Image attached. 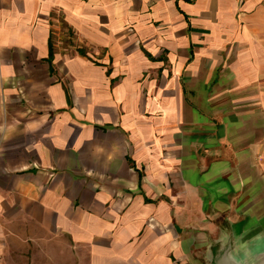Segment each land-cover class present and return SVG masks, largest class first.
I'll return each instance as SVG.
<instances>
[{
    "label": "crops",
    "instance_id": "1",
    "mask_svg": "<svg viewBox=\"0 0 264 264\" xmlns=\"http://www.w3.org/2000/svg\"><path fill=\"white\" fill-rule=\"evenodd\" d=\"M13 241L49 264L264 241V0H0V264Z\"/></svg>",
    "mask_w": 264,
    "mask_h": 264
},
{
    "label": "rangeland",
    "instance_id": "2",
    "mask_svg": "<svg viewBox=\"0 0 264 264\" xmlns=\"http://www.w3.org/2000/svg\"><path fill=\"white\" fill-rule=\"evenodd\" d=\"M55 21L52 22L53 25V42L55 45H59V49H63V50H71L73 48V46H75V43L77 41L76 37H72L71 32L69 31V28L67 26H65L64 24H62L61 22V15L60 14H55L54 16ZM76 45H78L76 43ZM22 229L26 230L28 233V236H35L38 235L40 238H44L46 235H43V233L41 231H37L36 229H34L33 226H23L21 227ZM30 246L32 247L31 249L27 248V251L24 253L23 247L25 246V244H22L21 242H17V241H13L10 244V251L12 256H9L7 258L8 262L12 263V264H49L50 262H53L52 260L55 259H50L47 257H32L30 256L31 254H38V256H40V251L37 252L38 248H37V244L36 242H29ZM255 245V244H254ZM253 245V246H254ZM229 246H227L222 252L221 255L224 254L225 252H229L228 251ZM250 247H244L241 249H233L231 248V251L228 253L230 256L234 257V258H239L242 259L247 252L249 251ZM20 254L22 255H29L28 258H21ZM220 255V256H221ZM220 256L214 257V258H210V257H206L204 258V264H217L218 259ZM222 258V257H221ZM57 260V259H56ZM59 260H65V259H58ZM56 261V262H58Z\"/></svg>",
    "mask_w": 264,
    "mask_h": 264
},
{
    "label": "water",
    "instance_id": "3",
    "mask_svg": "<svg viewBox=\"0 0 264 264\" xmlns=\"http://www.w3.org/2000/svg\"><path fill=\"white\" fill-rule=\"evenodd\" d=\"M228 251L230 252L231 248H228ZM229 252L222 254L217 264H264V241L252 246L242 259L230 256Z\"/></svg>",
    "mask_w": 264,
    "mask_h": 264
},
{
    "label": "trees",
    "instance_id": "4",
    "mask_svg": "<svg viewBox=\"0 0 264 264\" xmlns=\"http://www.w3.org/2000/svg\"><path fill=\"white\" fill-rule=\"evenodd\" d=\"M54 57V45L52 39L49 41V62L51 63Z\"/></svg>",
    "mask_w": 264,
    "mask_h": 264
}]
</instances>
